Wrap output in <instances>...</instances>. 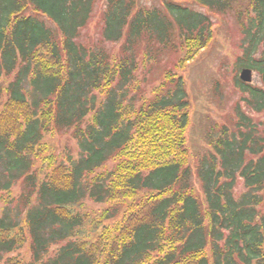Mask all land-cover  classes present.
I'll use <instances>...</instances> for the list:
<instances>
[{"label": "trees", "instance_id": "16d2710c", "mask_svg": "<svg viewBox=\"0 0 264 264\" xmlns=\"http://www.w3.org/2000/svg\"><path fill=\"white\" fill-rule=\"evenodd\" d=\"M101 1L92 42L81 37L98 0H0V77H11L0 108V264H23L10 254L26 239L27 264H264V125L237 109L194 166L186 85L172 72L184 63L167 68L150 97L141 89L149 62L164 50L205 48L210 14L233 11L234 65L261 83L235 77V86L248 109L263 112L264 0H167L158 9ZM52 133L72 135L79 157L40 179L35 155ZM238 178L245 191L235 194ZM85 199L110 205L87 221L74 212Z\"/></svg>", "mask_w": 264, "mask_h": 264}, {"label": "rangeland", "instance_id": "374dc122", "mask_svg": "<svg viewBox=\"0 0 264 264\" xmlns=\"http://www.w3.org/2000/svg\"><path fill=\"white\" fill-rule=\"evenodd\" d=\"M164 1L167 0H138L137 6L140 8H153L157 9L162 7ZM187 4L194 7V9L207 13L206 9L199 7L192 1ZM96 12L92 20L88 23L82 31V40L85 38L90 39L92 42L98 41L100 38V12L102 1L98 0L96 4ZM213 21L212 39L210 43L200 50L187 52L186 49L174 52L172 50H164L159 59L155 62H149L145 70L142 71L146 83L141 85L144 95L148 98L152 94L153 88H156L160 80V76L165 74L166 69L172 70L174 62L182 61L183 66L181 69L176 68L172 70L176 75H181L185 81L186 91L189 98L188 108V126L185 130L186 146L189 154V162L191 165H196L203 154L210 153L213 145V138L219 130L217 128L226 124L229 128L236 120V111L239 109L245 115L251 118L252 122L259 126V129L264 125V111L254 112L248 109L245 102L242 100V93L236 88L234 78H238V70L234 65V60L240 54V39L241 32L238 25L235 12H227L223 17L219 15L210 14ZM49 27L54 28V25L47 22ZM112 49V54L118 51V45L108 43ZM146 64V57H144ZM185 66V68H184ZM148 70V74L146 72ZM142 73L137 71V81L142 77ZM11 77H0V82L3 88L0 96V108L6 100L5 88ZM162 82V81H161ZM253 84L260 85L259 75L254 71L252 72ZM137 92H130L129 95ZM102 95H98V100H102ZM71 133V132H69ZM52 133L44 137L42 151L35 155L34 166L38 178L43 179L46 174L52 170L54 165L60 163L67 157L77 159L79 157V148L76 141L70 134ZM40 150V149H39ZM49 157V158H48ZM46 158V161H45ZM119 157L113 158L104 164L103 167L112 168L120 162ZM105 168H103L105 170ZM102 169V170H103ZM194 188H198L199 181L193 177ZM19 191V184L12 188V195L17 194ZM245 191L243 180L237 179L235 186V194H240ZM106 205L110 203H94L91 200L85 199L80 206L74 209V212L86 215L87 221L91 218H98ZM2 206H0L1 210ZM258 209L264 211V189L262 198ZM112 224L111 221H106ZM89 230L90 227L88 226ZM29 239L17 249V251L10 254V257L20 259L23 264H27L30 259ZM56 249L51 247L50 251Z\"/></svg>", "mask_w": 264, "mask_h": 264}, {"label": "water", "instance_id": "95a60500", "mask_svg": "<svg viewBox=\"0 0 264 264\" xmlns=\"http://www.w3.org/2000/svg\"><path fill=\"white\" fill-rule=\"evenodd\" d=\"M239 78L244 82H250L252 79V71L248 68H244L239 73Z\"/></svg>", "mask_w": 264, "mask_h": 264}]
</instances>
